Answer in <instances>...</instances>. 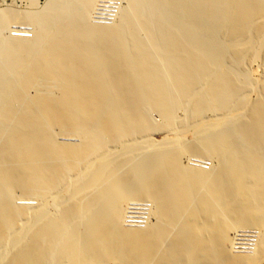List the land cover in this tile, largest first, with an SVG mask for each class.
I'll list each match as a JSON object with an SVG mask.
<instances>
[{"label":"bare ground","instance_id":"bare-ground-1","mask_svg":"<svg viewBox=\"0 0 264 264\" xmlns=\"http://www.w3.org/2000/svg\"><path fill=\"white\" fill-rule=\"evenodd\" d=\"M102 1L0 8V264H264V0Z\"/></svg>","mask_w":264,"mask_h":264},{"label":"rangeland","instance_id":"rangeland-1","mask_svg":"<svg viewBox=\"0 0 264 264\" xmlns=\"http://www.w3.org/2000/svg\"><path fill=\"white\" fill-rule=\"evenodd\" d=\"M28 1L29 0H0V8H5V7H13V8H15V9H17L18 8V10L20 9V10H23V9H26L27 8V6H28ZM45 0H38V3L39 4H42L43 2H44ZM112 1V0H111ZM102 4H100V5H98L99 6V8L95 11L98 15L99 14H101V12H106L107 11V9L110 7V5H108V4H111L110 3V0H109V2H108V0L107 1H102L101 2ZM106 3H108V4H106ZM105 4V5H104ZM107 5V6H106ZM97 6V7H98ZM101 7V8H100ZM106 7V8H105ZM16 26V25H18V27H20V26H22V27H20V28H25V26H24V24H12L11 25V27L12 28H14V26ZM18 27H16V28H18ZM23 28V29H24ZM12 31H14V30H12ZM13 33V32H12ZM251 72H252V75L255 77V78H259V74H260V70H259V67L257 66V64H254L253 66H252V68H251ZM161 137V136H160ZM159 137V135H155V138L156 139H159L160 138ZM198 159H200L199 161L202 163L201 165L202 166H204V167H206V165L208 166L209 165V163H210V160H208L207 158H198ZM193 160H195V159H193ZM197 160V159H196ZM207 160V161H206ZM207 162V163H205V162ZM209 161V162H208ZM182 162L184 163V164H186V163H188V162H193L192 160H186L185 159V157H183L182 158ZM194 162H196V161H194ZM140 203V204H139ZM143 204L144 203H142V202H130V203H128L127 204V209L128 210H126V214H127V217H126V223H129V224H132V225H136L137 223H141L142 221H143V219H141L142 218V216H145V214H144V206H143ZM142 214H144V215H142ZM237 232H239V234H242V235H238V237H243V239H242V241L244 240V241H246V239L249 237V235L251 234V230H247L246 231V229L244 230L243 229V231L242 230H238ZM241 232V233H240ZM245 234H244V233ZM247 232V233H246ZM248 232L250 233V234H248ZM230 235H233V233H231ZM240 240V239H239ZM101 264H103V263H101Z\"/></svg>","mask_w":264,"mask_h":264}]
</instances>
